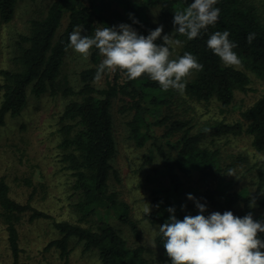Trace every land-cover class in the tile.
I'll list each match as a JSON object with an SVG mask.
<instances>
[{
  "label": "trees",
  "instance_id": "trees-1",
  "mask_svg": "<svg viewBox=\"0 0 264 264\" xmlns=\"http://www.w3.org/2000/svg\"><path fill=\"white\" fill-rule=\"evenodd\" d=\"M20 1L24 0H0V18L4 22L14 17ZM191 2L52 0L41 16L29 20V31L19 34L15 41L19 54L13 57L18 68L0 71V128L6 125L9 117L21 115L32 95L40 97L49 93L68 99L60 117V147L64 149L62 160L74 178L73 188L79 195L74 204L79 218L77 222L58 220L35 207L31 199L26 202L14 199L10 185L2 177L0 216L7 230L12 256L10 264H25L21 259L19 230L25 216L30 222L51 221L60 236L50 241L45 249L58 251L59 264H70L73 239L82 244L84 251L95 250L102 264H170L159 232L153 248L131 245L111 221L116 216L130 228L135 240L141 241L142 231L139 222L131 215L130 205L110 187L112 174L119 180L113 166L118 152L114 132L115 101L122 102L120 112L132 113L126 124L129 139L137 147L152 143L163 161L160 173L167 180V185L153 189V209L144 216L147 222L159 228L170 215L169 206L175 207V215L180 219L186 214H197L194 202L187 199L188 193L206 204L205 215L231 210L236 216L250 212L254 219L264 221L263 172H259L257 185L252 191L245 186L239 187V182L231 176L232 164H226L220 148L213 147L221 137L247 134L255 151L264 152V93L242 109L240 119L233 122L220 120L198 125L189 113L190 108H185L182 116L173 109V105H182L174 99L175 91L182 95L179 99L190 105L208 106L216 101L227 107L236 90H250L248 73L235 65H225L207 47V39L217 31L229 32L228 38L236 44L233 51L240 63L264 80V4L260 6L252 0H217L214 7L220 9L219 19L201 30L197 37L188 40L184 34L175 31L173 16ZM153 10H157L160 18L168 23L169 30L173 31V42L169 45L170 53L175 52L173 59L189 52L203 65L201 69H192L183 78L186 82L183 92L171 87L164 90L147 74L128 79L125 71L118 67L105 69L97 79V69L103 56L94 46L89 49L90 66L79 74L78 88L63 74L72 31L81 30L83 35L91 37L97 28L127 23L139 34L147 35L158 27L151 17ZM133 18L138 23H133ZM65 19L67 23L61 30ZM249 33H254L251 43L247 41ZM177 40L181 43H175ZM155 43L163 44V37L157 38ZM155 126H164L166 142H170V136L179 134L170 143L171 149L155 136ZM149 156L150 153L146 154V162ZM194 176H198V185L185 186V179ZM183 192L185 198L181 197ZM258 235L264 239V233Z\"/></svg>",
  "mask_w": 264,
  "mask_h": 264
},
{
  "label": "rangeland",
  "instance_id": "rangeland-1",
  "mask_svg": "<svg viewBox=\"0 0 264 264\" xmlns=\"http://www.w3.org/2000/svg\"><path fill=\"white\" fill-rule=\"evenodd\" d=\"M28 0L20 1L14 17L9 22L0 18V71L2 69L18 68L14 58L19 54L15 41L19 34L29 31V20L41 16L49 2ZM263 6L264 0H252ZM153 22L163 25L161 36L169 34L173 42V31L169 30L168 23L160 18L157 10L151 13ZM67 19L61 30L64 29ZM178 48V46H176ZM175 52L170 53L173 59ZM245 70L251 78L250 90H236L233 101L224 107L213 101L208 106L184 103L179 99L182 95L174 92V99L182 105L175 107L177 114L184 115L185 108H190V115L198 125L211 124L225 120L233 122L240 119L242 109L253 104L264 93V80L254 74L250 68L242 63L233 64ZM90 66V54L82 55L71 47L63 65V74L76 88L80 86V72ZM2 76L0 74V83ZM104 84V82H102ZM101 83V84H102ZM100 85V84H99ZM68 99L61 95L53 96L49 93L40 97L32 95L28 105L17 117H9L6 125L0 128V179L3 177L10 185L11 196L26 202L31 199L32 204L42 209L58 220L77 222L79 214L75 203L79 200L78 192L73 188L74 178L67 164L62 160L64 149L60 147L62 135L59 131L60 117ZM1 102V91H0ZM120 101L114 103V127L118 152L113 160L116 175L110 177L111 189L118 192L120 198L130 205L132 217L139 222L142 239L136 241L127 225L111 216V221L127 237L131 245H145L155 247V238L158 227L147 222L144 216L148 209H153V189L158 185H167V180L161 175L163 161L156 154L152 143L145 147H137L128 137L127 122L132 113H122ZM164 126H155L154 134L163 144L171 149V144L178 135L170 136V142L163 138ZM163 138V139H162ZM210 141V139H209ZM213 147L220 148L224 162L232 164L231 176L240 186L253 190L257 185L260 171L264 175V152H257L252 147L251 137L247 134L221 137L215 141ZM149 161L146 162V154ZM198 176L185 179V186L198 185ZM28 181H31L30 183ZM184 193V194H183ZM181 194L185 198V192ZM22 261L25 264H59V253L56 250H46L45 247L59 233L53 228L50 220H36L30 222L25 216L19 225ZM73 250L70 255V264H102L95 250L84 251L82 244L76 239L71 241ZM12 262L11 251L7 241V230L0 216V264Z\"/></svg>",
  "mask_w": 264,
  "mask_h": 264
},
{
  "label": "clouds",
  "instance_id": "clouds-1",
  "mask_svg": "<svg viewBox=\"0 0 264 264\" xmlns=\"http://www.w3.org/2000/svg\"><path fill=\"white\" fill-rule=\"evenodd\" d=\"M216 3L217 0H192L186 9L174 13L175 31L188 40L197 37L201 30L219 19ZM133 23L138 21L133 18ZM162 31L163 25H160L142 35L127 23L97 28L91 37L74 30L69 34L68 46L82 55H87L93 46L99 50L103 59L97 69V79L105 69L118 67L128 79L147 74L164 90L171 87L183 92L186 88L183 78L203 65L189 52L171 59L169 36H163V44L155 43ZM228 37L227 30L214 32L206 41L207 47L225 65L238 64L239 58L233 51L236 44ZM253 39L254 33H249L248 43ZM187 199L194 202L197 214H186L180 219L175 215V207L169 206L170 215L158 228L170 264H264V239L258 235L264 233V221L254 219L250 212L236 216L231 210L205 215V203L192 193L187 194Z\"/></svg>",
  "mask_w": 264,
  "mask_h": 264
}]
</instances>
